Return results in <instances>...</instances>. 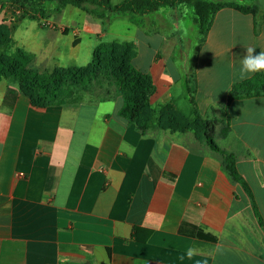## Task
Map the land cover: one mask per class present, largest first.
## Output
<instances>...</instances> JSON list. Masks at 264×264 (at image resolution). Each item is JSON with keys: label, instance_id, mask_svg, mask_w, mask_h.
Instances as JSON below:
<instances>
[{"label": "crops", "instance_id": "0c3cea01", "mask_svg": "<svg viewBox=\"0 0 264 264\" xmlns=\"http://www.w3.org/2000/svg\"><path fill=\"white\" fill-rule=\"evenodd\" d=\"M185 13L165 7L143 19L145 29L127 20L125 40L108 42L134 45L132 65L154 86L152 108L179 109L175 97L184 98L185 82L194 78L197 111L217 121L215 142L234 155L264 222V96L228 97L234 83L255 74L242 79L241 60L247 47L264 51V24L254 34L252 15L220 10L185 73L176 49ZM84 19L77 49L40 33L26 51L42 68L85 66L99 39L117 34L112 22L102 31L100 20ZM165 29L177 36L140 49V37ZM186 29L194 34L191 22ZM83 34L96 39L86 51L79 49ZM8 88L16 91L12 107L3 105ZM105 90L96 101L35 108L0 81V264H264V231L222 156L192 131L140 132L117 116L123 100L116 88ZM189 226L212 235L213 248L194 249Z\"/></svg>", "mask_w": 264, "mask_h": 264}, {"label": "trees", "instance_id": "16d2710c", "mask_svg": "<svg viewBox=\"0 0 264 264\" xmlns=\"http://www.w3.org/2000/svg\"><path fill=\"white\" fill-rule=\"evenodd\" d=\"M264 3V0H262ZM0 8L11 9V20L19 23L22 20H47L61 13L67 6L82 11L87 18L101 21L102 31L116 17H126L128 22L145 29L143 19L165 7L183 6L189 10L190 22L194 28V37L199 48L206 39L214 17L222 9H233L241 14H249L254 18V34L258 26L264 24V10L245 0H121L112 4L111 0H0ZM3 40V39H2ZM136 51L129 42H100L93 49L91 61L82 67L69 66L54 68L48 75L36 70L19 67L17 62L30 63L31 54L19 51L12 60L0 56V81L11 79L19 93L24 95L35 108L80 104L86 101L85 93L89 92L91 82L99 86L112 83L123 98V105L117 116L137 130L144 132L156 126L184 133L192 131L195 139L206 144L211 150L218 152L223 158V168L230 178L239 184L251 200L258 225L264 231V222L253 201L251 191L236 169L233 154L221 149L214 140L216 123L201 117L194 100L195 80L193 77L185 82L187 101L192 108V116L181 119L173 105L168 103L155 111L149 103L154 93L150 77L132 65ZM3 57V58H2ZM264 96V70L253 76L234 83L229 91V100H242ZM16 91L8 88L3 105L12 107ZM170 120L177 122L171 125ZM182 120V121H180ZM185 225L181 224L178 232L184 233ZM189 237L193 239L194 249L211 250L216 239L206 233L202 227L189 226Z\"/></svg>", "mask_w": 264, "mask_h": 264}, {"label": "rangeland", "instance_id": "374dc122", "mask_svg": "<svg viewBox=\"0 0 264 264\" xmlns=\"http://www.w3.org/2000/svg\"><path fill=\"white\" fill-rule=\"evenodd\" d=\"M119 1L121 0H111L112 4H117ZM245 3L256 5L264 10V3L262 0H245ZM180 7H183V6H180ZM183 8L185 9L186 13L184 14L183 18L180 20L181 32L179 30V33L181 36V40L177 42L176 49L177 51H181L180 61H181L182 72L187 73L189 70H191L192 64H194L198 47H197V41H196V38L194 37L192 29L190 30V32L186 29L187 25L190 23L189 10L185 7ZM11 13L12 11L9 8H0V56L3 55L6 61L7 59L12 60L19 51L21 52L24 51L25 53L30 54L26 51V48L35 49V46H33L32 44L34 42L33 41L34 36L40 33L49 34V35H45L47 36V39L49 40H51L53 36H57L58 38L60 36V39H62L63 42L68 43L69 50H71V48L77 49L78 44L80 43V37H79V34L81 33L80 24H82L83 18H85L84 19L85 21L89 20L87 19L86 15L83 12L76 9L75 7H66L60 15H54L50 17L48 20H38V21L36 20L35 21V20L25 19L15 24L11 20L13 18L11 17L12 16ZM114 19L115 18L111 20L112 24L111 23L110 24L112 25V30L115 31V33L117 34L116 35L117 39L111 38L109 35H107L106 37L99 39L98 41L99 43L108 42L112 40H116V41L125 40V34H126L125 29L127 26V19L125 17H118V19H115V20ZM90 20H93V19H90ZM55 21L56 22L61 21L64 23V25L59 24L58 22L59 25L57 26ZM77 24L79 25V27L77 26ZM110 24L106 27L107 31L110 30V27H109ZM56 31H59V33L55 34ZM156 31H158L159 36L153 35L154 34V31H153L148 34L149 36L147 38L140 37V49L144 51H148L149 48L146 44H149V47L154 49L158 45L160 36H164V37H167V36L171 37L172 35L174 37L177 36L176 32L171 33L170 30H166V29L165 31H162V30H156ZM64 35H67V36H64ZM185 35L186 37L184 38ZM81 38H82L81 44L79 46L80 50L83 49L86 51L88 50V47L90 45L92 44L96 45V39H90L85 34H83ZM62 41L61 43H63ZM57 49L60 50L59 46H57ZM176 60H179V58L176 57L175 61ZM83 63H86V62H80L76 65H82ZM17 65L27 70L29 69L36 70L39 73L44 74V75H48L54 67L53 65H51L47 68H42V64L40 65L37 64L34 61V59L30 63H27V64L25 62L19 61L17 62ZM38 69L39 70L46 69V71L41 72ZM173 74L176 76L175 73ZM2 80H6L10 83H13L11 79H7L6 77L3 78ZM16 85L17 84L15 83L14 86L17 87ZM104 85L111 86V91L112 89L116 88L118 92L117 87L112 83L106 82L105 84H102L101 86H99L95 83V81H92L89 92L85 93L86 95L85 102L96 101V92H98L99 97H103V96L105 97L106 95H108V90L107 91L105 90V93L102 91V88L104 87ZM98 89L100 91H96ZM175 99L176 100H174V102L177 104L180 110L177 109L175 106H173V110L178 113L180 118L184 119V118L191 117L192 108H191V112L189 115H185L184 113V111L188 112V110L191 107V106L189 107V103L187 101V94L185 93L184 98H182V96L179 95V97L178 98L175 97ZM153 109L155 111H158V108H153ZM169 122L171 123V125L177 124V122L174 120H170ZM209 122L216 123L217 125V121L209 120ZM216 131L217 133L215 132L214 140L217 141L218 144H220L221 140L219 138V129H217Z\"/></svg>", "mask_w": 264, "mask_h": 264}, {"label": "clouds", "instance_id": "9594fccd", "mask_svg": "<svg viewBox=\"0 0 264 264\" xmlns=\"http://www.w3.org/2000/svg\"><path fill=\"white\" fill-rule=\"evenodd\" d=\"M264 70V51L255 54L252 47L246 48V53L241 60L240 76L246 78L248 75Z\"/></svg>", "mask_w": 264, "mask_h": 264}]
</instances>
